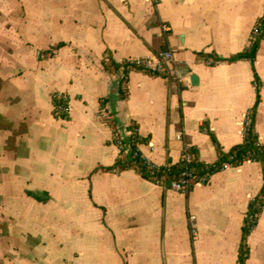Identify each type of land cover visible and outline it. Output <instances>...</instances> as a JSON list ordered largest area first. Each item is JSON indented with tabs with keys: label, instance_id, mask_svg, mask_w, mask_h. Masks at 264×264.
<instances>
[{
	"label": "crops",
	"instance_id": "1",
	"mask_svg": "<svg viewBox=\"0 0 264 264\" xmlns=\"http://www.w3.org/2000/svg\"><path fill=\"white\" fill-rule=\"evenodd\" d=\"M263 15L264 0H0V264H238L261 162L219 169L187 193L107 168L121 157L114 129L133 123L158 166L178 164L186 144L214 164L242 143L257 100L253 64L199 54L244 51ZM166 49L189 75L131 69L120 98L124 72L104 57ZM255 68L264 144V37ZM55 95L66 114L54 113ZM247 244L245 264H264V207Z\"/></svg>",
	"mask_w": 264,
	"mask_h": 264
},
{
	"label": "trees",
	"instance_id": "2",
	"mask_svg": "<svg viewBox=\"0 0 264 264\" xmlns=\"http://www.w3.org/2000/svg\"><path fill=\"white\" fill-rule=\"evenodd\" d=\"M260 19L262 22V29L260 33L256 35L254 39H252L250 46L244 51L234 54L229 58L213 56L208 53L199 54L202 59H212L215 61V63L224 60L231 62L238 59H249L253 64V69L255 71V82L257 86V100L254 107L249 113V124L245 123L246 126L244 141L238 145L233 146L227 154L221 153L219 160L214 164L202 163L197 159L195 155V162L193 164V167L199 174L207 172L214 173L218 171L221 166L227 161L231 162L234 166L240 165L248 160L259 161L263 164L264 169V144L260 142L258 134L255 130V115L259 105V91L261 86V80L255 68V59L260 46V42L264 37V15ZM103 65L109 71H118L120 69L123 70L124 74L119 82V86L117 88L116 93L120 98H125L128 94L126 82L128 81L129 71L131 69L140 68L130 60L121 63L117 62L115 59L112 58L110 54L104 57ZM64 100L65 98L61 95L54 96L55 105L63 103ZM107 101V98L103 99L102 104L105 105ZM66 106H68L67 103ZM104 110L106 111L108 117H112L107 109ZM54 113L60 115L56 109H54ZM121 130L122 129L118 128L114 129V141L120 140L122 143L121 157L116 161L114 165L108 167L107 169L122 170L127 168H133L146 178H149L154 182L165 183L167 185H171L173 181L177 180L180 177L182 171L181 161L178 164H168L165 166H157L154 168H151L149 166L147 159L142 155L138 147V143L141 139L138 132V126L136 124L133 123L128 125L126 129H124L125 131ZM263 207L264 185L261 192L249 204V208L243 225L242 242L240 245L238 264L246 263V260L249 256L247 238L256 226L259 214L262 212Z\"/></svg>",
	"mask_w": 264,
	"mask_h": 264
},
{
	"label": "built area",
	"instance_id": "3",
	"mask_svg": "<svg viewBox=\"0 0 264 264\" xmlns=\"http://www.w3.org/2000/svg\"><path fill=\"white\" fill-rule=\"evenodd\" d=\"M167 27L166 25L164 26ZM262 29L261 19L255 24L252 30V39L256 37L260 33ZM208 64H214L215 61L212 59H203ZM136 66H138L141 70L153 74V75H162L168 78H173L178 82L183 81L190 73L188 68L184 66L182 63H179L175 60L174 53L171 49H166L160 51L156 57H140L134 58L131 60ZM66 99L63 103L59 105H55L54 109L58 111L60 115L66 114L68 111V106H66ZM250 113V112H249ZM249 113L246 119V124H249ZM102 118H108V115L105 110L102 111ZM245 124V126H246ZM178 137H182L181 134ZM119 146L120 150L122 148V143L120 140L115 141ZM147 162L151 168L157 167L158 165L150 162L147 159ZM195 162V154L193 149L186 144L182 151L181 156V175L180 177L171 183V187L182 192H189L194 185L198 183H207L210 180L212 172L199 174L196 172L193 164ZM233 166V164L229 161L225 162L220 169L226 170ZM194 220V216L191 217V221Z\"/></svg>",
	"mask_w": 264,
	"mask_h": 264
},
{
	"label": "water",
	"instance_id": "4",
	"mask_svg": "<svg viewBox=\"0 0 264 264\" xmlns=\"http://www.w3.org/2000/svg\"><path fill=\"white\" fill-rule=\"evenodd\" d=\"M192 80L193 81H197L198 80V77L196 75H192Z\"/></svg>",
	"mask_w": 264,
	"mask_h": 264
}]
</instances>
